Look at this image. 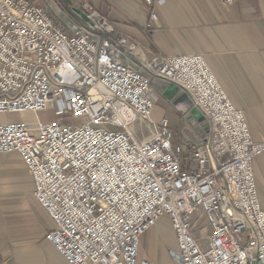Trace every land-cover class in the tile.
<instances>
[{"label":"built area","instance_id":"2783aa9c","mask_svg":"<svg viewBox=\"0 0 264 264\" xmlns=\"http://www.w3.org/2000/svg\"><path fill=\"white\" fill-rule=\"evenodd\" d=\"M141 1L156 21L158 0ZM82 7L67 29L35 0H0V115L56 113L0 121V152L20 154L54 221L46 240L70 264H137L142 235L167 218L180 264H264V139L245 111L202 53L148 56ZM155 81L188 95L205 122L197 139L154 120Z\"/></svg>","mask_w":264,"mask_h":264},{"label":"crops","instance_id":"0c3cea01","mask_svg":"<svg viewBox=\"0 0 264 264\" xmlns=\"http://www.w3.org/2000/svg\"><path fill=\"white\" fill-rule=\"evenodd\" d=\"M94 2L105 12L121 7L117 18L123 21L117 26L131 32L149 55L202 53L230 99L245 111L253 137L264 139V0H238L229 6L219 0H158L159 22L153 28L147 27L141 0ZM161 115L157 103L153 118ZM18 117L3 114L0 121ZM254 169L264 208V153L255 159ZM54 226L34 196L33 179L20 154L0 152V264H70L45 238ZM177 250L175 232L162 218L142 235L137 264H180L173 256Z\"/></svg>","mask_w":264,"mask_h":264},{"label":"rangeland","instance_id":"374dc122","mask_svg":"<svg viewBox=\"0 0 264 264\" xmlns=\"http://www.w3.org/2000/svg\"><path fill=\"white\" fill-rule=\"evenodd\" d=\"M35 1L44 7L46 11L50 14V16L55 21L57 20L56 22L58 24H60L62 27L67 29L69 28V26L76 24V22H78L80 18L85 19L83 17L84 15L86 16L87 19V14H89V10L82 6L84 4L90 3L94 6L92 7L94 8V10H97L102 16H105L107 18V22L113 25L114 30L110 33L113 38H116L123 34L129 39V42L137 43L141 48H143V46L141 45L142 42H140L141 43L140 44L139 41L134 36L130 35L132 34L131 32L124 33L122 32L123 30H121L117 26L118 21H123L122 19L120 20L117 18V16L120 15L119 13H122L123 11L121 7H107L109 9L108 11L105 12L102 11L99 7H97V3L94 2V0H35ZM223 5L229 6L231 4H223ZM143 8L148 13L147 23L151 24L150 26L148 25L147 27L153 28L157 24V22H159V16L156 21L151 23L148 9L146 7ZM108 12H111V15H109ZM124 23L127 22H123V24ZM129 24L132 25L134 23L129 22ZM133 34L136 36L139 34V32L133 31ZM143 50L145 52L147 51L144 48ZM152 55H158V54L153 53ZM155 83H156L155 86L159 90V94H160L157 103H158V109L162 114L161 117L165 116L171 120L173 129L178 139L180 140L184 138H190L194 140L197 139L199 134L202 132L200 130L203 127H205V122L203 119L196 121L197 111L194 112V108H192L191 106L192 103L190 99L187 101H183L179 104H176L175 103L176 98L182 94V92L180 94L177 92L179 88L174 87L175 89L174 91H168V88L171 84L161 81H155ZM55 114H56L55 110L53 109L42 111L40 113H35L30 111V112L18 114L19 117L17 119L29 121V122L38 121V120H41L43 122H48L53 118H55ZM160 118L157 119L155 118L154 120H159ZM262 195L263 193H261V196Z\"/></svg>","mask_w":264,"mask_h":264},{"label":"water","instance_id":"95a60500","mask_svg":"<svg viewBox=\"0 0 264 264\" xmlns=\"http://www.w3.org/2000/svg\"><path fill=\"white\" fill-rule=\"evenodd\" d=\"M83 17L86 19V16H85V15H84ZM174 87H177V86L174 85V84H171V85L169 86V88H168V91H174V90H175ZM187 100H189L188 95L185 94V93H182L181 95H179V97L176 98L175 103H176V104H179V103H181V102H183V101H187ZM196 111H197V110L194 109V112H196Z\"/></svg>","mask_w":264,"mask_h":264},{"label":"trees","instance_id":"16d2710c","mask_svg":"<svg viewBox=\"0 0 264 264\" xmlns=\"http://www.w3.org/2000/svg\"><path fill=\"white\" fill-rule=\"evenodd\" d=\"M57 21V20H56Z\"/></svg>","mask_w":264,"mask_h":264}]
</instances>
